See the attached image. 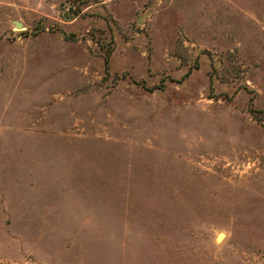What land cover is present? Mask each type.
I'll return each mask as SVG.
<instances>
[{
  "label": "rangeland",
  "instance_id": "rangeland-1",
  "mask_svg": "<svg viewBox=\"0 0 264 264\" xmlns=\"http://www.w3.org/2000/svg\"><path fill=\"white\" fill-rule=\"evenodd\" d=\"M0 264H264V0H0Z\"/></svg>",
  "mask_w": 264,
  "mask_h": 264
},
{
  "label": "bare ground",
  "instance_id": "bare-ground-1",
  "mask_svg": "<svg viewBox=\"0 0 264 264\" xmlns=\"http://www.w3.org/2000/svg\"><path fill=\"white\" fill-rule=\"evenodd\" d=\"M222 236H223L222 234H219V235L217 236V239L220 240Z\"/></svg>",
  "mask_w": 264,
  "mask_h": 264
}]
</instances>
